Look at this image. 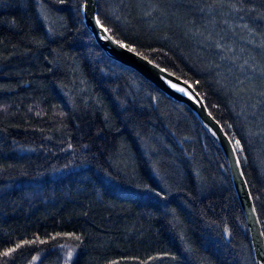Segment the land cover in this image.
Instances as JSON below:
<instances>
[{"label": "trees", "instance_id": "1", "mask_svg": "<svg viewBox=\"0 0 264 264\" xmlns=\"http://www.w3.org/2000/svg\"><path fill=\"white\" fill-rule=\"evenodd\" d=\"M83 0H0V264H255L225 158L108 58ZM235 144L264 235V0H98Z\"/></svg>", "mask_w": 264, "mask_h": 264}, {"label": "water", "instance_id": "2", "mask_svg": "<svg viewBox=\"0 0 264 264\" xmlns=\"http://www.w3.org/2000/svg\"><path fill=\"white\" fill-rule=\"evenodd\" d=\"M97 1L83 0L82 15L87 30L93 36L102 52L114 62L139 74L168 98L188 107L220 148L227 163L233 188L246 221L255 264H264V235L241 169L235 144L211 116L204 101L190 84L119 43L100 23H97Z\"/></svg>", "mask_w": 264, "mask_h": 264}, {"label": "snow or ice", "instance_id": "3", "mask_svg": "<svg viewBox=\"0 0 264 264\" xmlns=\"http://www.w3.org/2000/svg\"><path fill=\"white\" fill-rule=\"evenodd\" d=\"M97 23H99V21H97Z\"/></svg>", "mask_w": 264, "mask_h": 264}]
</instances>
